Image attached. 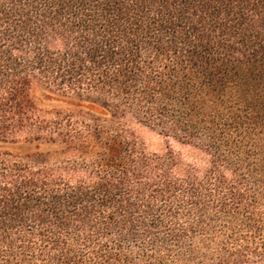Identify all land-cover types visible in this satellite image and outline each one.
Here are the masks:
<instances>
[{
  "label": "trees",
  "instance_id": "trees-1",
  "mask_svg": "<svg viewBox=\"0 0 264 264\" xmlns=\"http://www.w3.org/2000/svg\"><path fill=\"white\" fill-rule=\"evenodd\" d=\"M0 264H264V0H0Z\"/></svg>",
  "mask_w": 264,
  "mask_h": 264
},
{
  "label": "rangeland",
  "instance_id": "rangeland-1",
  "mask_svg": "<svg viewBox=\"0 0 264 264\" xmlns=\"http://www.w3.org/2000/svg\"><path fill=\"white\" fill-rule=\"evenodd\" d=\"M39 105L42 110L47 112L66 109L65 105L52 101L40 100ZM134 129L147 152L162 153L166 149L168 144L165 141V139H163L161 136H158L156 133L151 132L146 128H141L139 126L138 127L134 126ZM170 144H172V147L174 148L175 151H178L183 155L184 159L193 160V158L195 157L194 156L195 154H193V152L190 151L189 149L182 148L181 146L174 143H170Z\"/></svg>",
  "mask_w": 264,
  "mask_h": 264
}]
</instances>
